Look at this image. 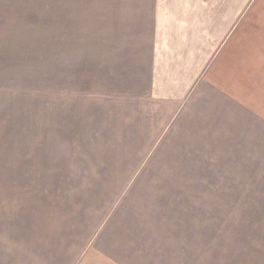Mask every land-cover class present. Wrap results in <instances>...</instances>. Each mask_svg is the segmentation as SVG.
I'll return each instance as SVG.
<instances>
[{"label":"crops","instance_id":"crops-1","mask_svg":"<svg viewBox=\"0 0 264 264\" xmlns=\"http://www.w3.org/2000/svg\"><path fill=\"white\" fill-rule=\"evenodd\" d=\"M101 9L116 65L100 55L84 93L53 102L49 127L40 113L29 129L26 101L0 87V264H189V203L204 201L189 186L234 137L216 123L263 100L264 0Z\"/></svg>","mask_w":264,"mask_h":264},{"label":"rangeland","instance_id":"rangeland-1","mask_svg":"<svg viewBox=\"0 0 264 264\" xmlns=\"http://www.w3.org/2000/svg\"><path fill=\"white\" fill-rule=\"evenodd\" d=\"M110 1L117 0H0V46L11 53L0 52L1 96L26 101L29 129L40 113L49 127L53 102L69 89L84 93L87 74L93 81L101 70L100 55L116 65L109 50L119 43L102 42V19L110 16L101 3ZM246 100V113L232 108V121L216 123L221 140L234 136L228 152L221 146L219 159L205 162L204 184L189 186L188 194L195 187L204 198L189 203V264H264V97Z\"/></svg>","mask_w":264,"mask_h":264}]
</instances>
